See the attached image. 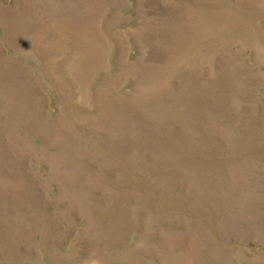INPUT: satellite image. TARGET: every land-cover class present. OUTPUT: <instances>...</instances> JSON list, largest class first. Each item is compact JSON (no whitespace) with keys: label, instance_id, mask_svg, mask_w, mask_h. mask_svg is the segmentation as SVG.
I'll return each instance as SVG.
<instances>
[{"label":"rangeland","instance_id":"1","mask_svg":"<svg viewBox=\"0 0 264 264\" xmlns=\"http://www.w3.org/2000/svg\"><path fill=\"white\" fill-rule=\"evenodd\" d=\"M0 264H264V0H0Z\"/></svg>","mask_w":264,"mask_h":264}]
</instances>
